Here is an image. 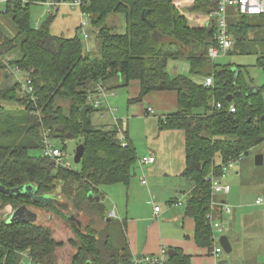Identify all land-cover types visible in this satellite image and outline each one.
I'll return each mask as SVG.
<instances>
[{"label": "trees", "instance_id": "1", "mask_svg": "<svg viewBox=\"0 0 264 264\" xmlns=\"http://www.w3.org/2000/svg\"><path fill=\"white\" fill-rule=\"evenodd\" d=\"M61 3L71 0L8 1L4 13L17 32L11 36L0 28V59L15 66L31 79L34 98L23 92L17 80L0 89V99L17 102L29 114V124L23 126L22 140L12 136L15 130L14 114L0 104V187L31 186L30 191L8 194L0 190V209L11 205L39 208L62 217L73 213L89 220L82 225L72 223L73 238L69 243L75 252L69 264H131V254L124 238L115 243L106 234L107 212L103 203L93 195H100L103 185H127L134 174L137 161L135 146L128 141L122 146L116 125L91 124V112L102 111L104 106L87 111L89 129L85 131L79 110L98 99L99 87L114 91L138 84V93L128 102L141 101L157 91L176 94V108L159 117V130H181L184 133L185 166L182 176L189 180L192 189L186 198L184 212L194 221L193 239L197 246L211 251L213 229L208 215L221 220V210L210 183L204 178L213 170L221 173V166L237 159L255 144L264 141L263 87L247 95L250 85L242 83V67L226 63L217 68L206 56V48L214 44L215 25L194 26L173 0H81L80 9L90 14L95 36L100 40V52L91 57L84 50L76 34L72 37L56 36L50 31L55 18L49 13L40 25L30 19L31 4ZM213 9L212 0H194L188 12L208 15ZM124 14V33H116L106 23L108 15ZM259 17H264L258 15ZM249 16L242 15L228 22L233 36V47L227 52L247 54V36L256 25ZM1 19V17H0ZM1 25V22H0ZM18 49L20 56L16 57ZM183 59L189 64L188 74L171 75L167 72L169 59ZM256 65L264 71V55L256 57ZM7 72V71H6ZM8 75V74H7ZM212 76L213 83L206 87L192 76ZM232 94V101L226 97ZM221 103V108L215 103ZM233 104L235 112L229 111ZM38 113V114H36ZM60 142L78 139L83 154L78 169L56 166L44 153L39 157L29 154L30 149L43 152L44 136ZM22 191V190H21ZM78 219V218H77ZM103 223L99 230L91 226ZM92 224V225H91ZM63 242L56 240L49 226L35 222L14 221L0 217V264H58L56 250ZM169 256L173 264H187L188 256Z\"/></svg>", "mask_w": 264, "mask_h": 264}, {"label": "crops", "instance_id": "2", "mask_svg": "<svg viewBox=\"0 0 264 264\" xmlns=\"http://www.w3.org/2000/svg\"><path fill=\"white\" fill-rule=\"evenodd\" d=\"M183 3L187 4L184 7H188L194 1L192 3L190 0H180V4ZM37 6L43 8V11H46L45 14H55V19L50 26V31L53 35L72 37L78 34L79 30L82 32L79 24L83 17L78 7L66 2L53 6L46 4H37ZM183 11L185 10L183 9ZM189 14L192 16V20L187 14L185 16L191 25H195L197 20L202 17L200 12ZM195 21L196 23H194ZM87 24L84 30L88 34L86 38L88 41L96 30L90 31ZM111 24L113 27L116 26L113 22ZM123 24L125 28V21ZM6 71L5 73L10 75ZM167 72L171 75L185 74V72H189V64L183 59H169ZM192 77L195 78L196 75ZM115 90L111 91V93H114ZM133 91L135 95L138 93L137 83H135ZM148 96V101H152L157 110L161 111L157 113L159 115L156 118H152L149 113H146V109L151 107L148 105L144 109V113H137L141 116L144 114L146 117L144 120H149L148 124L151 123V120L156 121L158 124L159 117H163L166 112L176 108L175 92L157 91L145 97ZM104 111L105 109L100 114L103 115ZM116 121L123 123L122 118H118ZM114 122L111 121L104 124H113ZM154 125L155 123H153L150 130L146 129L145 138L142 142L144 145H138L137 149L135 147L137 158L152 155L154 161L142 166L136 161L134 174L127 185L121 183L103 185L98 187L100 195H93L98 196L99 200L103 196L107 198L110 202V207L106 212L115 210L116 218L123 225L124 236L131 256L155 254L161 247H165L171 253V256L177 257L175 260H178L181 256H188L189 261L187 264H219V261L223 260L225 261L223 264H264V235L261 239L257 236L259 230L264 226V208L242 215L240 226L243 228V234L241 236L234 229L236 208H231L230 214L232 217L229 218L227 227L223 230L231 245V251L228 255L224 256L222 255L224 252H222L216 258L212 255V249L208 251L206 248L195 244L193 239L194 221L184 212L186 198L192 189L191 182L182 176L185 166L184 133L181 130L158 129L157 131L158 127L156 128ZM125 127L128 141L135 146L128 133L127 121L125 122ZM155 129L156 131H154ZM139 177H144L146 183H142ZM224 196L225 194L222 193L216 194V199L225 201ZM177 199L182 201L181 205L175 204ZM158 200L160 202H157ZM156 205L160 207L158 212L154 211V206ZM11 213L10 211L6 217L9 218ZM36 214L39 222L40 213L36 212ZM55 216L48 214L44 218V223L50 224H47V226L50 227L52 236L56 240L61 241L63 239L60 237V231L62 230L61 234H63L64 232L67 233V230L65 229L66 227H63L55 220ZM220 216L222 222V214ZM60 220L64 221L62 217ZM68 223L70 222L68 221ZM255 239L257 240L255 241ZM65 247L68 249L67 245L62 248L64 249ZM61 250L56 255L57 263L68 264L70 258L67 256V261H65V255L61 253ZM172 262L167 260L165 264H173Z\"/></svg>", "mask_w": 264, "mask_h": 264}, {"label": "rangeland", "instance_id": "3", "mask_svg": "<svg viewBox=\"0 0 264 264\" xmlns=\"http://www.w3.org/2000/svg\"><path fill=\"white\" fill-rule=\"evenodd\" d=\"M4 7L5 4L0 3V28L6 33L11 36L16 35V28L11 22L10 15L4 13ZM183 8V7H182ZM43 8L40 6H37V4H31L30 6V19L31 23L33 25H40L41 22H43L48 16V13L46 11L43 13ZM238 15H235L234 7L228 6L227 7V19L228 22L232 21L233 19H237ZM84 19H87V15L83 16ZM55 19V18H54ZM110 19V20H109ZM250 22H254L256 27L249 32V35L247 38L249 41L247 42V48L248 53L247 54H237V53H225L220 54L217 56L213 63L216 64L217 68H219L221 65L226 63H231L235 65H240L242 67V78L241 81L245 85H255L257 87H263L264 86V71L256 65V57L259 55H264V17H259L258 15L255 16H249L248 17ZM54 21V20H53ZM88 21V19H87ZM39 22V23H35ZM115 23V27L113 28L114 32L116 33H124V14L122 13H115L108 15L106 18V23ZM87 27L90 29V31H94L95 27L88 21ZM78 34L83 42V48L85 51H88L91 57L98 56L100 52V40L98 37L95 36V34H92L90 39L87 41L86 38L83 37L82 32L80 30L78 31ZM87 43V45H86ZM16 57L20 56V53L18 49L15 53ZM2 59H0V89L10 86L13 81H15V78L13 75H7L4 71V67L2 66ZM189 72H185V74H188ZM24 76L23 74H21ZM136 82L130 83V86L125 87H118L114 93H111L110 91H105V96H102L100 98V101L102 102V106L104 108L106 107L107 110L104 111L103 115L100 114L98 111L91 112L90 121L93 125H101L108 122L116 121L118 118H122V122L125 123L127 121L128 125V133L130 137L132 138L133 143L135 144L136 149L138 148V145H141L144 138H145V132L146 129L150 130L153 126V123H155V127H158V124L156 121L151 120V123L148 124L149 120H144L146 118L144 114L141 116L137 113H144V109L150 105L153 107L154 112L150 113V117L156 118L161 111L157 110V107L152 101H148L149 96L145 97L141 101L138 102H128V98H132L135 94L133 93V88ZM24 92L18 91V95H22ZM262 96L264 100V89L262 90ZM106 99V100H105ZM0 104L4 105L7 109V111H11V113H4L3 115L12 114L15 110H17L16 113H13L14 118V126L15 130L12 132V136L16 137L19 140H22L25 135L23 132V126L29 124V114L24 108V106L19 105L17 102H4L2 99H0ZM156 113V115H154ZM10 129L8 127L1 126L0 131H4ZM156 131V129L154 130ZM153 131V132H154ZM158 131V128H157ZM52 144L61 149L64 153L63 160L66 162H69L70 168L78 169L79 165L78 163H75L73 160L75 149L77 146L78 139H67L66 141L60 142L56 139H52ZM144 145V143L142 144ZM29 154L34 157H39L43 154L41 149H30ZM261 154L263 157L262 164L257 165L255 163V157L256 155ZM225 182L230 185V191L228 193H222L225 194L224 199L226 201V204L231 206V208L235 207V221H234V229L236 230L237 234L241 236L243 234V228L240 226L241 224V218L244 213H250L254 210L264 208V203L261 205H256L254 203L256 197L260 196L262 194V190L264 188V141L253 145L250 147L246 153H242L241 156L234 162V167L228 171L225 172ZM100 202L103 203V206L105 210H109L110 202L107 200L106 197H100ZM157 202H160L159 200ZM30 209H33L35 212L40 213L39 216V222L44 223V218L51 214L50 211L39 209V208H33L29 207ZM12 209L11 205L5 204L0 209V217H3L7 219L8 221L14 220L17 218L15 215V210H13L14 216L7 218V214L10 213ZM81 216H78V218L82 222V229L85 228V224L89 220L87 217L83 216V214H80ZM54 217V216H53ZM75 217V216H74ZM232 217L231 214H225L222 213V225L223 229L221 232L216 231L217 236L225 235L223 233V230L226 229L229 218ZM61 218L58 216H55V220L58 221L60 225L63 227H66L67 233L61 234L60 231V237L63 239L61 242H63V245L60 246L56 251V254H59L60 250L61 253H64L65 255V261H67V256L69 258L71 255L75 252V247L72 246L69 241L73 238V228L72 223H68L65 221L60 220ZM116 222H119L118 219H113ZM112 219L107 220L106 222H112ZM37 221V220H36ZM38 222V221H37ZM120 223V222H119ZM45 225L48 223L45 222ZM50 225V224H48ZM92 225V224H91ZM103 223L100 221H95L91 228L93 230H99L103 227ZM108 234L109 238L115 243V245H121L124 241V229L123 227L119 226L117 223L110 224L109 229L106 231H103L102 233V240L104 239V236ZM264 235V226L259 230L257 236L258 238H262ZM243 240V239H242ZM257 239H255L256 241ZM66 247L63 249V246ZM65 251V252H63ZM234 251V250H233ZM236 254V252L234 251ZM224 252L222 255H228ZM28 258L27 256H24L22 259V264H27ZM69 264V261H68Z\"/></svg>", "mask_w": 264, "mask_h": 264}, {"label": "built area", "instance_id": "4", "mask_svg": "<svg viewBox=\"0 0 264 264\" xmlns=\"http://www.w3.org/2000/svg\"><path fill=\"white\" fill-rule=\"evenodd\" d=\"M8 1H21L24 3L25 0H0V3L5 4ZM192 3L194 0H190ZM175 6L178 9H181L180 11H183L184 14H187L192 20V16H190L187 11V8L184 7L187 5L186 3L180 4V0H173ZM213 2V9L208 15L202 14V17L200 20H197L194 23H196L194 26H205L209 27L211 25H215L216 31L213 36L214 44H209L206 48V56L207 58L213 62V60L219 56L220 54L227 53L232 47H233V36L231 33L228 32V19H227V7L233 6L235 15L242 16H255V15H262L264 13V0H212ZM37 3L46 4L48 6L58 5L59 3H53V2H42L38 1ZM66 3H69L72 6H76L80 9L82 5L81 0H71L67 1ZM183 7V8H182ZM81 10V9H80ZM82 17L84 15H87V19H90V14L87 12H83L81 10ZM87 19L82 18L79 24V27L82 28V34L84 38L88 37V34L86 30H84V27L87 24ZM7 72L10 75H13L15 80L20 82L21 89L23 92L28 94L31 99L34 98V88L32 86L31 79L27 76H22V71L11 65H7L6 67ZM194 81H196L199 84H202L206 87H209L213 83L212 76H196L193 78ZM98 95L101 98L102 96H105V90L102 87H99L98 89ZM100 98L94 99L91 98V106L100 107L102 102L100 101ZM106 100V99H105ZM215 107L220 109L221 103H215ZM229 111L231 113L235 112V107L233 104L229 106ZM154 110L152 107H148L146 109V113H153ZM38 114V113H36ZM116 125L117 131L119 133V137L121 139L122 146L126 145V127L125 123H118L115 121L113 123ZM44 147H43V153L49 157L51 160L54 161L56 166H62L65 168H70L69 162H66L63 160L64 153L61 149L53 145L52 140L49 139L46 135L43 139ZM238 159V158H237ZM237 159H230L226 163H224L221 166V173L216 174L213 172V170L210 171L208 175L205 176V180L210 183L211 193L212 194H220V193H228L230 191V185L225 182V172L232 169L234 167V162ZM154 161V157L152 155L146 156V157H140L137 159V162L140 166L143 164L152 163ZM142 183H146L144 177H139ZM254 203L256 205H261L264 203V199L262 194L258 197H256ZM176 205H181L182 201L177 199L175 201ZM220 204V210L221 213L230 214L231 213V206L227 205L226 202L217 203ZM160 210V207L158 205L154 206V211L158 212ZM209 224L211 228L213 229V248H212V255L214 257H218L220 253L224 252L222 247L220 246L218 240L219 236L216 235L217 232H221L223 229V225L221 220L219 219H213L211 217V214L208 216ZM116 219V212L113 209L110 212H107V219ZM168 251L165 247H161L159 251L155 254H142V255H134L131 257V264H165L168 260Z\"/></svg>", "mask_w": 264, "mask_h": 264}, {"label": "water", "instance_id": "5", "mask_svg": "<svg viewBox=\"0 0 264 264\" xmlns=\"http://www.w3.org/2000/svg\"><path fill=\"white\" fill-rule=\"evenodd\" d=\"M258 92V87L255 86V85H252L249 87L248 91H247V95H252V94H255ZM227 101L230 102L232 101V94H229L227 97H226ZM91 109V105L90 104H86V105H83L80 110H79V115L81 117V120H82V126H83V129L85 131H87L89 129V117L87 115V111ZM83 144H78L76 146V149H75V153H74V157H73V160L75 163H80V160H81V156L83 154ZM263 162V157L261 154H258L256 155L255 157V163L257 165L259 164H262ZM30 187L29 185H26V186H21V187H16V188H4V187H0V190L5 192V193H8V194H12V193H15V194H19V193H25L27 191H30ZM22 190V191H21ZM262 196H263V199H264V188L262 190ZM94 198L96 199V201H99V197L98 196H94ZM15 215L17 216L16 219L14 220H11V221H8L9 223L10 222H14V221H22V222H35L37 220V214L35 211H33L32 209L28 208L26 205H20L18 206L16 209H15ZM13 217L14 214L13 212L11 213L10 217ZM66 221H72L73 219H75L74 216H71V215H66V216H62ZM77 221V224L80 225V222L75 219ZM106 220H110L109 218ZM220 246L222 247L223 251L226 252V253H229L231 251V245H230V242L227 238L226 235H221L219 237V240H218ZM168 255L171 256V253L168 252ZM225 261H219V264H223Z\"/></svg>", "mask_w": 264, "mask_h": 264}, {"label": "flooded vegetation", "instance_id": "6", "mask_svg": "<svg viewBox=\"0 0 264 264\" xmlns=\"http://www.w3.org/2000/svg\"><path fill=\"white\" fill-rule=\"evenodd\" d=\"M14 210V209H13ZM13 210H11V212H13ZM66 215H71V216H74V214L73 213H68V214H64V216H66ZM62 219L64 220V221H66L63 217H62ZM75 219H77L76 217H75ZM75 219H73L71 222H73V223H76L77 224V221L75 220ZM79 222H80V225H82V222L79 220V219H77ZM66 222H68V221H66ZM70 222V221H69ZM78 225V224H77Z\"/></svg>", "mask_w": 264, "mask_h": 264}]
</instances>
